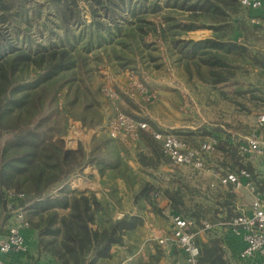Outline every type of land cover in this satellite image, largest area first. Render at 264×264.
Masks as SVG:
<instances>
[{
  "label": "trees",
  "instance_id": "16d2710c",
  "mask_svg": "<svg viewBox=\"0 0 264 264\" xmlns=\"http://www.w3.org/2000/svg\"><path fill=\"white\" fill-rule=\"evenodd\" d=\"M165 4L172 13L163 14L161 0H0V236L10 225L9 191H16L26 195L17 205L28 204L24 216L36 231L38 257L48 256L54 264H111L118 253L114 248H125L119 262L136 255L142 217L128 213L116 217L115 208L96 191L68 185L91 165L102 184L112 185L121 178L139 212L149 206L161 215L167 208L192 219L201 264H233L226 223L241 213L233 185L214 188L211 197L191 186L182 166L171 163L162 140L153 134L166 132L156 129L147 116L122 106L136 99L126 90L120 91L121 110L151 124V129L140 131L136 148L137 161L150 180L134 173L122 158V142L105 131L114 112L110 108L108 113L101 92V68L136 70L141 75L164 68L170 60L183 68L187 79L198 77L211 86L234 78L243 59L264 69V51L254 44L263 35L250 23L252 11L239 0H166ZM203 28L211 31L210 37L184 38L185 33ZM70 119L98 130L89 152L81 143L66 147ZM215 136V152L221 154L215 168L224 173L247 168L256 179L254 166L244 162L230 133ZM156 192L167 202L161 203ZM153 241V252L147 248L146 255L140 253L128 264H162L166 251ZM172 250L174 255L184 254ZM169 264H176V259Z\"/></svg>",
  "mask_w": 264,
  "mask_h": 264
},
{
  "label": "built area",
  "instance_id": "2783aa9c",
  "mask_svg": "<svg viewBox=\"0 0 264 264\" xmlns=\"http://www.w3.org/2000/svg\"><path fill=\"white\" fill-rule=\"evenodd\" d=\"M239 2L252 11L250 23L257 27L264 37V0H239ZM82 8L87 7L82 4ZM84 16L89 18L86 9H84ZM108 70V68H101V92L112 108L114 115L108 120L105 131L110 137L122 143L133 145L138 141L140 131L149 130L150 127L147 122L137 120L121 110V93L115 85L114 77ZM171 71V68L167 66L162 80L179 87L182 83L172 79ZM126 74V92L131 98L141 99L148 104L158 100L157 90L151 87L144 73L140 75L134 70H126ZM181 108L184 111L192 109L186 100H184ZM256 127V130L245 135L230 133L231 141L237 146L238 153L244 162L251 163L254 168L264 166V136L261 133L264 132V111L257 114ZM95 133H97L96 129L86 128L80 121L70 119L69 129L64 137L66 147L78 146L79 143L84 146L83 138L86 137L88 140ZM153 134L157 139L162 140L163 152L174 166H190L195 170L208 172L214 179L211 182V187L219 185L223 189H228L229 185L232 184L233 190L244 188L248 192L251 196L248 209L226 224L231 234L241 240L237 253L238 258L256 261V264H264V183H257L253 173L247 168H241L239 171L225 170L224 173V171L222 172L209 164L208 157L215 152L218 143V138L215 135L208 137L198 146L192 147L178 134L155 131ZM82 180V175L78 173L69 180L70 182L68 181V185L71 183V186L76 188L79 181L82 182ZM155 196L158 197L159 193L156 192ZM25 198L26 195L23 192L9 191L7 208L11 218L6 232L0 236V255L12 252L28 253L31 240L33 237L36 238L35 231L31 229L24 216L28 204L17 205L19 201ZM163 214L169 222L167 231L157 229L152 223H149L150 239L157 241L165 251L173 248L182 250L188 264H201L199 248L196 243L198 231L195 229L194 221L185 219L167 208L163 210ZM210 226L205 224L206 228ZM0 264H6L1 256Z\"/></svg>",
  "mask_w": 264,
  "mask_h": 264
},
{
  "label": "rangeland",
  "instance_id": "374dc122",
  "mask_svg": "<svg viewBox=\"0 0 264 264\" xmlns=\"http://www.w3.org/2000/svg\"><path fill=\"white\" fill-rule=\"evenodd\" d=\"M165 1L166 0H161L163 14H167L170 12L172 13L173 11H171V8L169 9V7H166ZM85 9L87 10V8ZM205 30L206 28L189 31L184 34V38L201 40L207 33ZM254 44L257 48H260L262 51H264L263 37L258 38L256 42H254ZM166 55L167 54L165 52V49H163V58H166ZM165 64L166 66L164 68L161 67L160 69H158L159 71H162V73L166 72L167 66H171V72H173L174 75L178 78L181 77L179 73H183V78H180L182 84H180L179 88L174 87L175 89L173 91L174 103L172 104V106L174 108V115L172 116V118H174L178 122L183 121L187 126L194 127V129L191 127H177L174 129L168 128L169 132L177 130L178 133L184 137V139L190 146H198L205 139L219 133L220 131H226L235 135H245L257 129V114L264 111V69L252 65L247 59H243L236 65V76L234 78L226 83H222L217 86H211L210 84L201 81L198 77L187 79V73L183 70V68L178 65L175 66L170 62V60H166ZM192 69H194L193 66ZM108 72L110 73V69L108 70ZM184 100H186L189 106L192 108L190 111H184L181 108ZM158 105L161 107L160 97L156 102L152 104H148L136 98L135 100H133L132 105L127 104L125 101L122 106L126 109H130L134 114H137L136 112H139L141 108L145 111L148 110L149 114L146 116L150 120H155L157 124H159L158 121L164 122V119L162 118L163 113H161L158 109ZM169 120L170 118L167 119V122H169ZM150 123H148V125L151 129ZM181 124L182 123H180V125ZM68 129L69 125L67 131ZM83 139L84 147H86L87 149H85L87 150V152H89L92 137L88 140L86 137ZM220 156V153H213L210 157H208L209 164H212L214 167H218L219 161L221 160ZM181 170L185 178L189 181V184L191 186H197L199 190H201V192H205V196L207 197L213 196L215 194L214 188L219 187L215 186L211 187L213 189H210L209 185L212 180L210 178V174L205 171H196L186 166H182ZM254 171L256 177L258 176L257 172H264L262 167L260 168L259 166H256ZM155 173L157 177L164 179L159 170H155ZM142 176H147V173L145 174L143 172V175H141V177ZM255 180H257V178ZM77 185L78 187L76 188H79L80 190L86 189L82 188V184L80 181ZM103 193H108L110 197H119V201L117 200V203L120 205V208L125 210L128 209V204L131 198V194L129 192H124L118 187L116 192L114 189H110V192H100V194ZM196 199L199 200L198 197H196ZM201 199L202 198L200 197V200ZM250 200L251 196L245 191H241L237 194L236 205L239 212H243L248 209ZM188 203H190V201H188ZM161 217L163 219H161L159 224H156V222L154 223V221L153 224L156 225L157 229L164 230L166 232L169 222L163 214H161ZM149 234V228H145L144 230L142 229V231H140L141 240L147 237L150 240ZM148 243L150 247V243L153 242L148 241ZM174 256L176 259V264H188L180 251L177 252ZM167 262L168 256L166 255L162 264H167ZM111 264H115V260H113Z\"/></svg>",
  "mask_w": 264,
  "mask_h": 264
},
{
  "label": "crops",
  "instance_id": "0c3cea01",
  "mask_svg": "<svg viewBox=\"0 0 264 264\" xmlns=\"http://www.w3.org/2000/svg\"><path fill=\"white\" fill-rule=\"evenodd\" d=\"M207 33L203 36V39L208 38L211 36V31L210 30H205ZM176 66V65H175ZM171 68V66H169ZM126 70H121V71H113L110 73L112 74V76L114 77L115 80V85L118 89H120L119 91L125 92V90L127 89V78H126ZM172 70V69H171ZM164 72V71H163ZM145 75L147 74L149 83L151 85L152 88H154L155 90H157L158 95L160 97V104L161 107L158 105V109L160 110L162 114V118L164 119V122L158 121L157 122L155 120H150L152 122V124L161 131L164 132H169V129H174L177 127H191L194 129L193 126H187L185 125V123L183 121L178 122L177 120H175L174 118H172V116L174 115V108L172 106L173 102V91L175 88H179L177 86H173L170 85L169 83H166L165 81L162 80V76L164 75V73H162V71L156 70V69H148L146 70V72H143ZM180 74V78H183V73H179ZM172 76H173V80L178 83L181 82L180 78H178L177 76L174 75V73L172 72ZM150 78V79H149ZM182 83V82H181ZM179 86V85H178ZM175 87V88H174ZM110 105H107V111L108 113H111V109H110ZM137 114H142V115H148L149 111L148 110H144V109H140L139 112H136ZM159 118V117H158ZM169 122H167V119H169ZM180 123H182L180 125ZM184 123V124H183ZM107 124V123H106ZM106 126V125H105ZM169 128V129H168ZM93 129V128H91ZM98 131V130H97ZM262 135L264 136V132H261ZM138 142V141H137ZM137 142L133 145H128L123 143V152L122 154V158L125 159L128 164L132 167L134 173L141 178V175H143V168L140 166V164L137 161L136 158V148H137ZM76 145H73L72 147H68V148H76ZM86 148V147H85ZM87 149V148H86ZM263 171H264V167L261 166ZM260 167V168H261ZM170 171H172V168H169ZM257 172V171H256ZM208 173V172H207ZM82 175L83 180L81 182L82 184V188L83 189H90L93 191H96V193L98 194V196H102L103 198L107 199L111 206H113L115 208V216L116 217H122L124 214H138L142 217V219L144 220V225H143V230L145 228H148V224L152 223L153 221L154 223L156 222V224H159L161 219H163L161 217V215H156L154 212L150 211L149 206L146 207V209L142 212H139L137 210V207L134 205L133 203V198H132V191L130 189H128L127 185L125 184V182L121 179L118 178L116 179V181L111 185V184H102L101 183V176L99 174V171L97 170V168L91 166V165H87L85 166V168L83 169V171L81 173H79ZM257 180H263L264 183V172H257ZM143 177V176H142ZM148 180H150V178L148 176H146ZM211 178V182L214 181L213 177L210 175ZM70 182V181H69ZM210 182V184H211ZM70 187L73 189H78L79 188H75L71 186V183H69ZM108 186V187H107ZM219 186V185H217ZM110 187V188H109ZM113 187L115 189V192L117 191V188L119 187L120 190H123L124 192H129L131 194V198H130V202L128 204V209H122L120 208V205L117 203V200L119 201V197H110L108 193H103L100 194L101 191H109L110 189L113 190ZM85 189V190H86ZM234 189V186H233ZM236 194H238L241 191H245L247 192L244 188H237L235 190H233ZM248 193V192H247ZM160 197V196H159ZM116 199V200H115ZM159 201H161V203H166L167 200L165 199V197H160ZM164 215V214H163ZM165 216V215H164ZM166 217V216H165ZM154 225V224H153ZM156 227V225H154ZM36 234V231H35ZM205 239V237H203ZM148 241L154 242L152 239L149 240V238H143V240L140 241L139 243V249L136 255L130 256V255H126L125 259L121 262H119V257H122L125 255V248L124 247H117L114 248L113 250L117 253V257H115L113 260H115V264H128L131 260L135 259L140 253L143 255H146V250L147 248L150 249V251H154L152 243H150V247H149V243ZM227 248H228V254L229 256L233 259V264H256V261H252V260H241L238 258V251L237 246L241 244V240H239L238 237H235L233 234L230 233V235H228L227 237ZM131 242H128V244ZM240 243V244H239ZM29 252L28 253H23V252H12L10 254H6V255H0L6 262V264H54V262L51 260L50 257L48 256H40L38 257V247H37V243L36 240L33 239L30 242L29 245ZM174 251L172 249L166 251V255L168 256V262L172 261L173 259H175L174 256ZM186 260V257L184 254H182ZM112 260V261H113ZM167 262V264H168ZM187 262V261H186ZM163 263V261H162ZM178 263V262H177Z\"/></svg>",
  "mask_w": 264,
  "mask_h": 264
}]
</instances>
